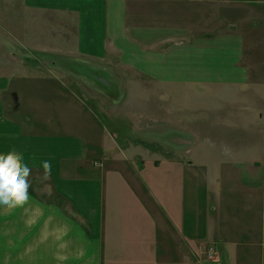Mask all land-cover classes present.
Instances as JSON below:
<instances>
[{
	"label": "crops",
	"instance_id": "0c3cea01",
	"mask_svg": "<svg viewBox=\"0 0 264 264\" xmlns=\"http://www.w3.org/2000/svg\"><path fill=\"white\" fill-rule=\"evenodd\" d=\"M9 1L33 18L51 16L52 30L59 33L51 31L46 44L39 34L32 40V45L51 46L46 54L55 60L52 68L0 73V152L14 151L31 169L29 199L0 208V264H264V159L237 164L230 172L238 176L231 182L223 176L228 167H209L197 148L203 138L198 124L211 123V113L221 114L230 105L213 101L231 88L264 97L260 30L252 41L244 21L226 18L227 0ZM258 2L246 4L247 14L254 12L262 24ZM73 82L102 100L110 96L101 93L122 94L119 105H112L119 117L103 111L102 120L96 117ZM178 90L191 91L207 105H191L190 137L197 143L187 164L131 141L140 131L137 123L147 126L145 137L150 130L164 136L165 126L175 125L171 103ZM261 102L255 103V123L262 126ZM44 161L51 165L48 173ZM176 169L183 170L184 179L180 211L170 199L164 214L157 190L167 180L179 184ZM224 185L214 205L239 191L255 205L239 229H223L224 216L210 214L215 200L210 188ZM141 221L144 229L136 227ZM184 244H206L216 262L192 261Z\"/></svg>",
	"mask_w": 264,
	"mask_h": 264
},
{
	"label": "rangeland",
	"instance_id": "374dc122",
	"mask_svg": "<svg viewBox=\"0 0 264 264\" xmlns=\"http://www.w3.org/2000/svg\"><path fill=\"white\" fill-rule=\"evenodd\" d=\"M253 1L255 0H227L225 1L226 4L223 5L225 8L224 11L226 12V18L229 17L231 20L244 21L242 26L247 31V36L252 35L251 40L254 38L255 30H260L262 37L264 35L263 29L261 30V27H264V20L261 24L260 21L255 20L256 16L254 15V12H252V14H247L249 7L246 4L250 2L253 3ZM260 1L261 0L258 2L259 5H255V7L259 10V14L260 11L264 14V0L262 3ZM244 8H246L245 13L243 12ZM236 9H239V12ZM31 15L32 14L22 13L20 7L12 1L0 0V73L5 71L4 73L9 74L11 70V72H17L18 68L23 67L33 70H37V67H45V70H47V68H52L54 66L53 62L55 60L52 56L46 54V50H52L51 46L44 45L39 47L37 45H32V40L35 41L34 37L41 36L44 40V44H46L45 40L52 35V25L55 22V19L51 16L49 17V15H37L34 16V18L33 16L31 17ZM34 24H38V27L36 25L34 26ZM53 32L59 33L56 31ZM37 34L39 35L36 36ZM70 37L73 39L72 33L70 34ZM249 48L250 46L246 47V54L249 53ZM38 49H42L44 52L38 51ZM254 79V76L250 77L251 84ZM261 79H263L261 74L257 75L256 81L258 83H260ZM77 85H79V82H73V89L76 90L78 97L82 98L87 108L92 110L96 117H99L100 119L104 115L110 118L119 117L117 116L119 113L118 107L114 108L112 105H114V103H116L117 106L119 105L117 101L120 100L119 95L121 96L122 94L101 93L103 96H110L109 98H104V100H102L100 95L98 94V96H96L92 89H88L86 92H81ZM174 95L176 100L171 103V108L176 107V109L173 110L177 111V114L175 115L174 111L171 117L175 122V125L170 124L165 126L166 133H163V135L166 139L164 140V136L162 135L159 136V130H150V132L147 133V137H145L143 129H146L147 126L137 123L134 127L138 128L140 131L137 133V137H133L131 141H133L136 146L139 145L137 146L139 148H142L143 146L151 151L153 150L157 154L160 153L163 158L173 159L178 162L181 159L184 164H187L191 158V150L196 148L195 145L197 143L196 141L193 142L190 137L192 125L189 111L191 110V105L192 103L197 105L198 102L200 107L207 105L203 104L205 102H201L200 99L197 100L189 90H178ZM223 96L224 99L219 98L217 99L218 101L216 100L213 102H223L224 100L225 103L230 104L226 105L229 108L223 110L221 114L211 113V123L207 124L206 121L205 124H198L202 128L203 138L198 143L197 148L201 151V160L203 163L206 162V165L209 167H217L218 165L228 167L223 176L228 179L231 178V182H233L236 180L238 172L230 171L237 164L242 165L247 164V162L251 160L256 162L257 160L260 161L261 159H264L262 158L264 156V125L261 126L255 123V120L257 119L255 114V103L257 102V105L260 106L262 100L264 104V97L261 99V96L258 97V94L255 91L243 94L233 88L230 89V92L223 94ZM94 99H97L96 103H98V106L95 105L96 103L94 102ZM138 99H141V97ZM103 104L106 106H103ZM234 104H239L240 107L238 105L237 108H235ZM98 109L101 110V113L103 111L104 115L103 113L101 114ZM223 121L225 124L222 126H214V124ZM209 125L215 127L216 132L212 129L210 130ZM131 127L133 126L129 125V128ZM172 133H177L179 137H174L173 139ZM219 134L229 136V138L225 137L220 139L218 136H216V138L215 136H208ZM179 153H182V155L180 156ZM170 154L174 156H169ZM168 168H170V164L166 165V169ZM175 176L176 182L179 184H169V180H167L164 182L167 184H162L159 188L161 190H157L160 192L159 199L162 204L165 205L166 210L164 208L159 210L160 206L152 201V206L156 203L154 207L160 212L163 211L164 214H166L165 211H167L168 208L167 202H169L170 199L172 200L174 208L176 202L179 203L176 207V212L179 213L180 211L181 192L183 191L182 182L184 181L183 170L177 171L176 169ZM213 185L215 184H212V186ZM225 188V185L222 189H217V187L213 189L210 188V198L211 200L215 199L214 201H211L213 204H209L210 214L212 217H215L216 215L224 216V221L222 222L223 229H239L242 219L244 217L249 218L250 212H254L255 205L247 204L244 199V193L242 194V191H239L232 195V197H229V194H226V201H223L222 205L216 206L218 199L216 198L215 193L221 191L220 194H222L224 193ZM151 194L152 198H154L153 193ZM214 202H216V205H214ZM152 206L151 211L153 213L158 212V210L155 211ZM213 207H219L221 210H219V212H214L212 211ZM151 223L152 226L154 224L152 218ZM136 227L144 229V222H136ZM204 246L200 245L196 247L195 245L184 244L183 249L187 250L186 256L193 253L192 256L194 259L192 258V261H201L204 259L205 261L211 260L215 263L216 260L209 258V250H206L208 248L206 247V244H204Z\"/></svg>",
	"mask_w": 264,
	"mask_h": 264
},
{
	"label": "clouds",
	"instance_id": "9594fccd",
	"mask_svg": "<svg viewBox=\"0 0 264 264\" xmlns=\"http://www.w3.org/2000/svg\"><path fill=\"white\" fill-rule=\"evenodd\" d=\"M46 173L51 165L44 161ZM31 169L14 152H0V208L9 209L23 205L29 199Z\"/></svg>",
	"mask_w": 264,
	"mask_h": 264
},
{
	"label": "built area",
	"instance_id": "2783aa9c",
	"mask_svg": "<svg viewBox=\"0 0 264 264\" xmlns=\"http://www.w3.org/2000/svg\"><path fill=\"white\" fill-rule=\"evenodd\" d=\"M209 258H213V253L212 252L209 253Z\"/></svg>",
	"mask_w": 264,
	"mask_h": 264
}]
</instances>
